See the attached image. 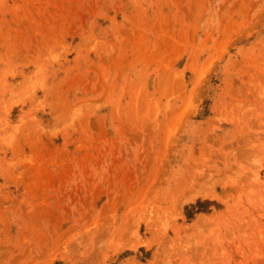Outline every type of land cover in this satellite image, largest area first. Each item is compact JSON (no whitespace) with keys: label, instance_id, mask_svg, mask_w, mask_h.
<instances>
[{"label":"rangeland","instance_id":"1","mask_svg":"<svg viewBox=\"0 0 264 264\" xmlns=\"http://www.w3.org/2000/svg\"><path fill=\"white\" fill-rule=\"evenodd\" d=\"M0 264H264V0H0Z\"/></svg>","mask_w":264,"mask_h":264},{"label":"trees","instance_id":"2","mask_svg":"<svg viewBox=\"0 0 264 264\" xmlns=\"http://www.w3.org/2000/svg\"><path fill=\"white\" fill-rule=\"evenodd\" d=\"M210 201H202V200H198L196 204L192 205V208L198 207V210H203L202 206Z\"/></svg>","mask_w":264,"mask_h":264},{"label":"bare ground","instance_id":"3","mask_svg":"<svg viewBox=\"0 0 264 264\" xmlns=\"http://www.w3.org/2000/svg\"><path fill=\"white\" fill-rule=\"evenodd\" d=\"M203 79V78H202ZM197 85V84H196ZM197 89V88H196ZM199 189H200V187H198ZM211 188V187H210ZM203 190V189H202ZM212 190V189H211ZM127 238H129V237H127ZM135 238V237H134ZM125 240V239H124ZM127 240V239H126ZM129 240V239H128ZM124 242V241H123ZM130 242V241H129ZM136 242V241H135ZM139 242H137V244H138ZM135 244V243H134Z\"/></svg>","mask_w":264,"mask_h":264}]
</instances>
